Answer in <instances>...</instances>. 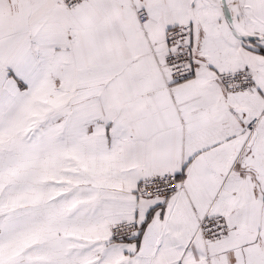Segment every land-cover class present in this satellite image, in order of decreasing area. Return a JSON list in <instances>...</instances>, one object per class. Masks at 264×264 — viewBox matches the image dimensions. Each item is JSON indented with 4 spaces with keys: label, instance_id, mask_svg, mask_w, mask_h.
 Returning a JSON list of instances; mask_svg holds the SVG:
<instances>
[{
    "label": "snow or ice",
    "instance_id": "obj_1",
    "mask_svg": "<svg viewBox=\"0 0 264 264\" xmlns=\"http://www.w3.org/2000/svg\"><path fill=\"white\" fill-rule=\"evenodd\" d=\"M0 264H264V0H0Z\"/></svg>",
    "mask_w": 264,
    "mask_h": 264
}]
</instances>
